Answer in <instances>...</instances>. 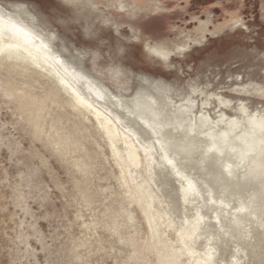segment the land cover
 Listing matches in <instances>:
<instances>
[{
	"label": "rangeland",
	"instance_id": "rangeland-1",
	"mask_svg": "<svg viewBox=\"0 0 264 264\" xmlns=\"http://www.w3.org/2000/svg\"><path fill=\"white\" fill-rule=\"evenodd\" d=\"M0 5L152 121H168L158 88L169 107L188 110L194 128L228 133L233 147L251 131L247 116L264 118V0ZM52 80L0 67V264H144L151 256L160 264L150 241L134 257L135 234L118 223L129 217L145 237L144 216L125 199L94 122L78 119ZM257 135L251 150L264 142Z\"/></svg>",
	"mask_w": 264,
	"mask_h": 264
},
{
	"label": "bare ground",
	"instance_id": "bare-ground-1",
	"mask_svg": "<svg viewBox=\"0 0 264 264\" xmlns=\"http://www.w3.org/2000/svg\"><path fill=\"white\" fill-rule=\"evenodd\" d=\"M63 54L52 38L0 5V67L53 79L74 101L77 118L92 120L104 137L116 181L147 226L142 237L129 217V224L118 223L119 231L135 234L134 257L150 241L160 264H264V142L250 148L264 133V118L247 116L251 131L238 138L243 146L233 147L228 133L215 137L214 130L194 128L188 110L169 107L158 86L157 99L169 110L166 123L112 93L81 58ZM153 258L144 264H154Z\"/></svg>",
	"mask_w": 264,
	"mask_h": 264
},
{
	"label": "snow or ice",
	"instance_id": "snow-or-ice-1",
	"mask_svg": "<svg viewBox=\"0 0 264 264\" xmlns=\"http://www.w3.org/2000/svg\"><path fill=\"white\" fill-rule=\"evenodd\" d=\"M152 51H154L155 52V54L157 55V56H160V55H166L165 53H163L162 51H157L156 49H152Z\"/></svg>",
	"mask_w": 264,
	"mask_h": 264
}]
</instances>
